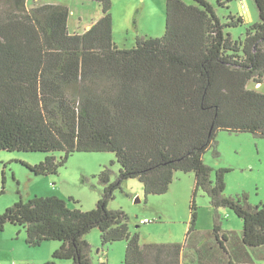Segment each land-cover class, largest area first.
<instances>
[{"label":"trees","instance_id":"obj_1","mask_svg":"<svg viewBox=\"0 0 264 264\" xmlns=\"http://www.w3.org/2000/svg\"><path fill=\"white\" fill-rule=\"evenodd\" d=\"M93 1L102 16L70 33L66 5L0 0V150L45 152L25 162L35 175L57 173L74 151H109L119 164L116 179L102 167V195L86 211L56 195L19 199L0 213V229L5 222L22 226L31 246L59 241L42 264H92L84 236L93 228L102 244L125 241L123 264H181L182 244L141 245L125 214L107 206L124 179L137 178L145 195H158L175 172H193V195L201 188L215 209L228 207L243 221L240 236L228 240L215 219L213 235L228 258L214 264H264V205L226 196L229 169H215L212 181L203 161L208 149L217 154L219 130L264 138V93L248 87L264 74V0H252L259 17L252 23L239 15L222 22L208 0H165L163 34L137 36L131 48L113 40L111 0ZM243 24V38L226 31ZM195 208L192 200L191 236ZM191 246L197 264H212L206 248Z\"/></svg>","mask_w":264,"mask_h":264},{"label":"rangeland","instance_id":"obj_2","mask_svg":"<svg viewBox=\"0 0 264 264\" xmlns=\"http://www.w3.org/2000/svg\"><path fill=\"white\" fill-rule=\"evenodd\" d=\"M192 3V0H183ZM218 18L223 22L231 16H242L246 23L259 20L257 7L252 0H208ZM40 3L62 4L70 10L68 29L75 30L78 18L91 19L101 10L93 0H39ZM28 5L35 0H28ZM115 37L126 40L124 48H131L135 38L155 31L156 36L164 32L165 0H111ZM233 39L243 38L245 25L227 28ZM158 32V33H157ZM123 48V47H121ZM255 88L254 82L248 83ZM256 89L264 93V74ZM216 150L208 149L203 155L205 164L212 168L210 179L215 178L214 170L228 168L225 173L224 194L228 197L246 196L250 206L264 205V138L249 132H228L219 130L216 134ZM57 159L60 152L54 153ZM45 152L0 150V213L19 199L25 201L38 196L56 195L66 201L71 209L82 211L95 207L103 192V184L97 174L103 166L111 170L110 181L116 179L119 164L113 152L74 151L57 173L35 175L25 162L36 163L44 158ZM195 189L193 172L177 171L169 189L164 194L145 195L142 183L137 178L124 179L113 191L108 202L110 210H121L131 234L137 233L140 244L170 243L182 244L181 264H197L194 260L193 242L206 248L212 264L226 261L225 254L213 235V225L218 218L220 234L228 240L240 236L243 221L228 207L211 205L208 194L201 188ZM196 209L195 234H187L190 221V204ZM147 218L149 222H143ZM84 238L90 246L92 264H123L125 241L102 244L98 228L91 229ZM57 240H45L38 246L25 242L24 228L5 222L0 229V264H42L51 260V253L59 246ZM228 254L234 253L228 248ZM194 257V258H192ZM56 264H71L70 260L54 259ZM192 261V262H191Z\"/></svg>","mask_w":264,"mask_h":264},{"label":"crops","instance_id":"obj_3","mask_svg":"<svg viewBox=\"0 0 264 264\" xmlns=\"http://www.w3.org/2000/svg\"><path fill=\"white\" fill-rule=\"evenodd\" d=\"M35 4H44V3H40L39 0H35V3H32L31 5H28L27 3V7H32L33 5ZM70 16V15H69ZM102 16V12L101 10L99 12H97V14L94 15L93 18H91L90 20L89 19H80L78 18V21L76 22V28L75 30H73V32L68 31L70 33H82L84 31H86L94 22H96L100 17ZM68 21H69V17H68ZM67 26H68V22H67ZM150 34H147V33H144L142 34L140 37H158L156 36V32L155 31H150L149 32ZM158 33V32H157ZM112 36H113V40L114 42L116 43L117 46L119 47H125V44L128 42V39H125L124 41H121L120 37H115V29H114V20H113V17H112ZM138 36V35H136ZM127 40V42H126ZM258 84L255 85V87L257 86ZM37 195V194H36ZM144 219H147V218H144Z\"/></svg>","mask_w":264,"mask_h":264},{"label":"built area","instance_id":"obj_4","mask_svg":"<svg viewBox=\"0 0 264 264\" xmlns=\"http://www.w3.org/2000/svg\"><path fill=\"white\" fill-rule=\"evenodd\" d=\"M143 222H149V220L148 219H144Z\"/></svg>","mask_w":264,"mask_h":264}]
</instances>
